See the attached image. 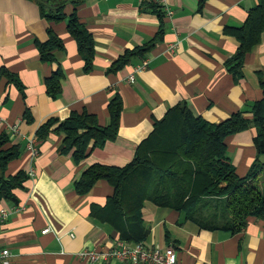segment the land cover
Masks as SVG:
<instances>
[{"label":"crops","instance_id":"0c3cea01","mask_svg":"<svg viewBox=\"0 0 264 264\" xmlns=\"http://www.w3.org/2000/svg\"><path fill=\"white\" fill-rule=\"evenodd\" d=\"M143 1L76 0L64 5V13L75 11L93 36L92 68L85 71L67 18L49 19L50 7L37 0H0V69L23 86L21 91L9 77L0 76V134L8 135L6 146L20 150L5 175L20 170L27 175L23 187L14 189L16 202L0 200V210L8 212L0 222V247L9 249L10 264H132L113 258L92 262L80 256L82 251L105 252L122 241L112 227L91 216L92 206L104 205L112 186L99 180L87 194H77L75 183L83 170L95 163L128 164L155 120L179 103L219 123L237 111L251 117V104L263 97L264 31L260 43L245 56L240 80L235 81L226 67L238 41L225 33V27L241 26L258 0H147L162 6V18ZM48 29L64 44L52 63L41 60L37 45L48 39ZM152 39L153 47L142 57L110 71L126 51ZM60 67V90L53 97L45 81ZM117 94L123 109L116 139L94 148L82 161L76 162L71 151H61L63 134L54 130L58 124L38 139L43 123L52 117L64 120L73 111L85 110L99 125H107V106ZM255 134L249 128L226 138L227 154L240 176L256 157ZM31 138L38 150L35 156L28 148ZM142 215L150 231L143 243L160 249L172 246L178 264H264L260 218L248 217L242 230L229 234L202 228L185 214L148 201Z\"/></svg>","mask_w":264,"mask_h":264},{"label":"trees","instance_id":"16d2710c","mask_svg":"<svg viewBox=\"0 0 264 264\" xmlns=\"http://www.w3.org/2000/svg\"><path fill=\"white\" fill-rule=\"evenodd\" d=\"M142 5L164 16L162 6L144 0ZM60 21L67 18V30L77 43L78 53L84 60V70L92 68L95 49L92 34L80 21L75 11L64 13V5L50 7L46 15ZM264 31V0L248 12L245 22L239 27H225V33L238 41L235 53L226 61V67L234 80L242 78V68L247 53L261 41ZM161 33V32H160ZM159 36V34H158ZM157 38V37H156ZM155 39L142 47L126 51L110 68L115 72L143 56L153 47ZM41 60L52 63L55 51L64 48L62 39L48 29V39L37 42ZM23 91V86L11 73L0 69ZM63 71L58 68L45 81L49 95L56 96L60 90ZM263 97L251 104V117L245 112H234L227 119L212 123L195 115L185 104L171 107L166 115L155 120L150 134L136 148L134 158L123 167L95 163L83 170L75 183L77 194H87L99 180L107 181L112 194L102 206L94 205L91 216L107 224L128 243L144 242L149 235L142 209L145 202L162 208H170L193 220L202 228L224 230L234 234L246 225L248 217L264 220V188L260 187V174H264V79L260 81ZM123 109L119 94L108 103L109 123L98 124L97 117L87 111H73L64 119H48L38 131L43 139L51 128L63 134L61 151L72 152L76 162L82 161L96 147L116 139L120 114ZM30 121L28 110L24 113ZM254 128L253 144L256 157L248 172L240 176L228 154L226 138L238 132ZM8 135L0 134V200L17 201L14 189L22 188L27 179L23 170L14 175H5L10 161L19 157L17 146H6Z\"/></svg>","mask_w":264,"mask_h":264},{"label":"built area","instance_id":"2783aa9c","mask_svg":"<svg viewBox=\"0 0 264 264\" xmlns=\"http://www.w3.org/2000/svg\"><path fill=\"white\" fill-rule=\"evenodd\" d=\"M171 14L172 11L167 9V15L170 16ZM133 79V76L130 77V80ZM35 142L34 138H31L28 143V148L33 156L38 154ZM28 175L31 177L34 176V170L31 169ZM7 215L8 212L1 209L0 222L5 219ZM47 231L48 229L43 230L44 233ZM10 255L9 249L0 247V264H10ZM80 256L88 258L92 262L113 258L132 264H178L177 253L172 246L160 249L159 247L147 246L143 242L131 245L128 242L120 241L114 248L105 252L82 251Z\"/></svg>","mask_w":264,"mask_h":264},{"label":"water","instance_id":"95a60500","mask_svg":"<svg viewBox=\"0 0 264 264\" xmlns=\"http://www.w3.org/2000/svg\"><path fill=\"white\" fill-rule=\"evenodd\" d=\"M37 1L47 5L48 7H56V6L65 5L74 0H37Z\"/></svg>","mask_w":264,"mask_h":264},{"label":"rangeland","instance_id":"374dc122","mask_svg":"<svg viewBox=\"0 0 264 264\" xmlns=\"http://www.w3.org/2000/svg\"><path fill=\"white\" fill-rule=\"evenodd\" d=\"M260 180H259V184H260V187H262V188H264V174L262 173V174H260Z\"/></svg>","mask_w":264,"mask_h":264},{"label":"flooded vegetation","instance_id":"af4514ba","mask_svg":"<svg viewBox=\"0 0 264 264\" xmlns=\"http://www.w3.org/2000/svg\"><path fill=\"white\" fill-rule=\"evenodd\" d=\"M74 1H76V0H74ZM74 1H72V2H74Z\"/></svg>","mask_w":264,"mask_h":264}]
</instances>
